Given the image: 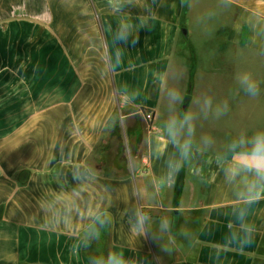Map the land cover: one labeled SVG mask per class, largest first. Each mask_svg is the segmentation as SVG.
Instances as JSON below:
<instances>
[{
  "label": "crops",
  "instance_id": "obj_1",
  "mask_svg": "<svg viewBox=\"0 0 264 264\" xmlns=\"http://www.w3.org/2000/svg\"><path fill=\"white\" fill-rule=\"evenodd\" d=\"M257 7L264 10V0H233L229 9L218 0H194L191 9L181 0H134L127 10L133 19L147 16L150 26L135 44L129 39L114 67L106 28L116 16L109 0H0V264H89L98 250L111 249L139 257L141 264H158V258L159 264H264V199L251 205L255 232L241 248L229 237L235 201L215 155L182 170L175 185L157 194L162 162L150 149L151 132L164 118L163 93L153 79L164 72L179 74L185 109L201 84L214 102L222 96L229 103L223 122L197 124V134L208 129L217 149L229 135L264 127V38L254 37L245 23ZM241 70L259 82L258 97L236 92L234 76ZM125 83L140 89L139 100L120 98ZM124 104L138 113L146 109L140 112L150 128L142 160L129 153L123 175L97 174L82 191L78 211L56 218L59 201L75 199L70 190L61 193L62 184L73 183L70 167L89 165ZM167 147L165 141L161 151ZM180 201L181 214L197 232L194 247L178 238L177 251L168 255L151 238L136 240L128 232L126 205L155 215L164 203L178 226L184 222L174 211ZM89 205L108 210L111 225L99 244L85 248Z\"/></svg>",
  "mask_w": 264,
  "mask_h": 264
},
{
  "label": "clouds",
  "instance_id": "obj_2",
  "mask_svg": "<svg viewBox=\"0 0 264 264\" xmlns=\"http://www.w3.org/2000/svg\"><path fill=\"white\" fill-rule=\"evenodd\" d=\"M194 0H181V6L191 9ZM233 0H218V6L224 9L232 7ZM109 5L115 13L113 26L109 23L106 31L112 35V60L114 67H119V60L126 50L124 45L132 40L135 44L139 39L141 29L149 27L148 17L137 15L134 19L127 10L134 6V0H109ZM246 26L254 37L264 38V10L259 7L247 14ZM179 74L170 76L167 72L154 75V87L163 93L164 118L158 128L151 132V155L162 162L161 174L155 181L156 193L160 189L176 184L182 170H191L198 160L213 153L221 167L225 181L232 189L235 205L231 216L233 221L228 227L232 231L230 240L241 248L251 243L255 227L249 222L251 205L264 199V127L251 132L240 131L229 135L217 149L215 139L207 133L197 134V124L200 121H218L230 111L229 103L214 102L213 98L201 94L191 98L185 109V95L179 84ZM235 90L249 98L260 95V84L253 73L247 70L238 71L234 76ZM120 98L126 102H133L141 98L139 88L132 89L126 83L121 85L118 92ZM116 121L113 120V126ZM167 142V150L165 148ZM70 158V154L62 159ZM72 185H61V193L71 191L75 199H62L60 208L53 213L56 218H67L72 212L78 211L79 197L85 187L97 180V173L91 165L76 163L69 169ZM108 189L105 188V191ZM183 202L180 201L174 211L183 216ZM168 205L161 203L155 215L146 212L143 206L127 205L122 210L126 217L128 232L139 240L151 238L159 245L161 251L168 255L177 251L178 238L194 247L198 242L197 232L189 227L190 219L184 217V222L178 226V217L170 215ZM87 221L84 232V247L90 248L95 241L99 244L103 234L111 225V214L106 209H96L88 206ZM175 228V230H174ZM89 264H141L139 257H130L124 251L111 249L107 253L99 251L89 257ZM159 264V258H158Z\"/></svg>",
  "mask_w": 264,
  "mask_h": 264
},
{
  "label": "rangeland",
  "instance_id": "obj_3",
  "mask_svg": "<svg viewBox=\"0 0 264 264\" xmlns=\"http://www.w3.org/2000/svg\"><path fill=\"white\" fill-rule=\"evenodd\" d=\"M203 79L206 81V76H203ZM180 87L183 90L184 84L180 83ZM194 92L198 96L211 94L209 88L202 84ZM217 97L219 101L224 100L222 96ZM140 112L138 113L129 104H124L120 110L116 111L94 155L89 159V165L95 169L97 174L123 175L127 170L129 153H136L139 155L136 156V159L142 160L143 151L147 144L146 133L149 132L150 128ZM113 120L116 121L115 126H113ZM223 121L224 117L219 120V122ZM207 130L206 128H200V133H205ZM128 137H130V140H128ZM217 138L219 139L220 137L217 135ZM140 143L141 147L137 149Z\"/></svg>",
  "mask_w": 264,
  "mask_h": 264
},
{
  "label": "water",
  "instance_id": "obj_4",
  "mask_svg": "<svg viewBox=\"0 0 264 264\" xmlns=\"http://www.w3.org/2000/svg\"><path fill=\"white\" fill-rule=\"evenodd\" d=\"M182 32L187 35V30L186 29H183Z\"/></svg>",
  "mask_w": 264,
  "mask_h": 264
},
{
  "label": "trees",
  "instance_id": "obj_5",
  "mask_svg": "<svg viewBox=\"0 0 264 264\" xmlns=\"http://www.w3.org/2000/svg\"><path fill=\"white\" fill-rule=\"evenodd\" d=\"M141 111H142L143 113H146V109H145V108H141Z\"/></svg>",
  "mask_w": 264,
  "mask_h": 264
}]
</instances>
